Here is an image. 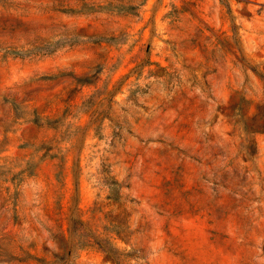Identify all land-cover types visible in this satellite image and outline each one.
Instances as JSON below:
<instances>
[{
    "label": "rangeland",
    "instance_id": "obj_1",
    "mask_svg": "<svg viewBox=\"0 0 264 264\" xmlns=\"http://www.w3.org/2000/svg\"><path fill=\"white\" fill-rule=\"evenodd\" d=\"M0 264H264V0H0Z\"/></svg>",
    "mask_w": 264,
    "mask_h": 264
}]
</instances>
